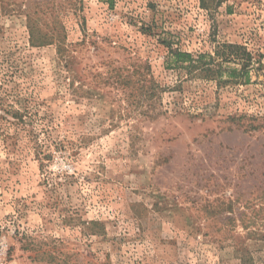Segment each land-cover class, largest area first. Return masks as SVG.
Segmentation results:
<instances>
[{"label": "rangeland", "instance_id": "obj_1", "mask_svg": "<svg viewBox=\"0 0 264 264\" xmlns=\"http://www.w3.org/2000/svg\"><path fill=\"white\" fill-rule=\"evenodd\" d=\"M206 2L0 0V264H264V0Z\"/></svg>", "mask_w": 264, "mask_h": 264}, {"label": "trees", "instance_id": "obj_2", "mask_svg": "<svg viewBox=\"0 0 264 264\" xmlns=\"http://www.w3.org/2000/svg\"><path fill=\"white\" fill-rule=\"evenodd\" d=\"M203 8L209 10V3L206 0H200ZM169 50V61L170 64H167L168 67H172L175 69H186L191 75H200L203 74L205 77H210V79H215L217 83H226L230 80L223 79V73H226L229 78L237 79L240 75L245 76L243 83L247 82L248 76V67L252 64L251 54L246 50L245 47L238 44H230V43H217L214 46L211 52H203L198 53L196 55L182 51L179 48H172L168 46ZM59 52L62 51L59 49ZM168 63V62H166ZM232 65V66H231ZM238 65L239 68L235 67ZM198 73V74H197ZM230 82H233L234 80ZM247 79V80H246ZM142 83H146L145 79H141ZM145 87V91L148 94L149 92L156 94L160 88V85L157 82H149V85L143 86ZM11 114L15 115V117L20 118L21 115L18 116L19 112L14 111ZM227 209L232 210L229 206ZM259 211V210H258ZM256 214V213H254ZM227 227H225L226 231ZM242 229L246 230V235H250L253 233L251 228H249V224H242ZM232 241H236L235 236L232 234ZM247 260H250L248 258ZM246 260H243L242 263H245Z\"/></svg>", "mask_w": 264, "mask_h": 264}]
</instances>
